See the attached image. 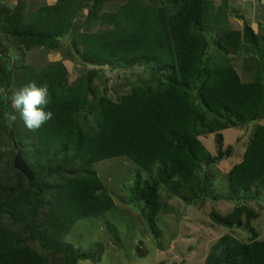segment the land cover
Wrapping results in <instances>:
<instances>
[{
    "label": "trees",
    "instance_id": "16d2710c",
    "mask_svg": "<svg viewBox=\"0 0 264 264\" xmlns=\"http://www.w3.org/2000/svg\"><path fill=\"white\" fill-rule=\"evenodd\" d=\"M85 1L55 0L37 6L27 20L12 16L9 18L12 34L24 49L33 46L54 49L59 36L68 29L70 20ZM107 1L110 0H91L87 9L86 20H96L98 25L108 27L78 34L82 58L98 64L128 58L154 60L168 69L167 77L154 80L151 88L131 85L116 101L99 96L86 103L83 80L68 84L62 62L46 63L38 72L25 66L23 85L31 81L47 84L50 102L46 110L53 113L51 120L31 131L39 152L38 160H50L51 150L58 148L81 164L125 155L147 172L158 159L175 162L189 172L209 156L196 137L201 114L187 88L196 90L208 112L232 118L230 123L236 124L235 119L241 121L247 114L259 113L264 101L261 70L250 81L242 82L225 55L206 57V40L201 31L207 21L206 13L213 7L212 0H165L158 5L127 0L112 11H102ZM219 5L224 15L226 0H219L215 13ZM260 25L264 29V19ZM259 36L243 24L241 31H223L218 44L236 53L241 43L255 45ZM85 103L94 112L90 125L78 117ZM216 127L217 124H212V129ZM255 180L264 181V123L255 127L240 161L227 170L228 185L233 192L248 190ZM133 182L143 202L157 208L155 181L148 180L141 185L136 171ZM27 184L33 189L23 224L28 239L60 254L64 264H73V255L67 246L44 241L37 235L34 221L42 204L43 189L33 177ZM54 186L50 223L54 227L60 224L65 231L74 223L76 226L79 219L97 216L112 205L106 194L97 201L90 199L92 191L103 193L104 190L103 182L94 172L58 181ZM242 213L246 221L258 216L246 208H235L228 216L237 217L234 222L239 223ZM210 215L216 222L229 224L227 218L221 219L214 212ZM249 230L248 242L226 235L211 249L212 255L221 264H264V237L257 239L253 228ZM18 238L0 220V264H44L43 257L34 249L16 244Z\"/></svg>",
    "mask_w": 264,
    "mask_h": 264
},
{
    "label": "rangeland",
    "instance_id": "374dc122",
    "mask_svg": "<svg viewBox=\"0 0 264 264\" xmlns=\"http://www.w3.org/2000/svg\"><path fill=\"white\" fill-rule=\"evenodd\" d=\"M54 1L0 0V86L6 89L9 97L0 96V220L18 234L15 243L34 249L43 257L44 264H64L60 254L41 247L26 235L23 224L33 189L13 167L15 153L31 168L33 178L42 184V204L34 221L37 235L44 241L67 246L73 255V264H221L211 249L222 237L228 235L239 242H248L251 227L257 239L263 238L264 181L255 180L248 190L233 192L228 185L227 170L240 161L255 127L264 123V114L261 113L264 101L259 113L247 114L241 121L235 119L237 123L231 124L232 118L229 120L224 115L211 114L199 101L196 90L187 88L201 114L197 120L200 131L196 137L209 156L189 172L164 159L154 162L152 170L147 172L125 155L81 164L73 155H64L58 148L51 150L50 160L40 162L35 139L18 113L13 127L7 126L3 116L6 111H14L10 96L24 86L25 66L38 72L46 63L62 62L68 84L83 80L86 103L99 96L116 101L128 92L131 85L151 88L154 80L167 77L168 69L154 60L128 58L98 64L82 58L81 46L77 44L78 34L84 30L108 27L98 25L96 20H86L91 0H86L72 17L68 29L59 36L56 48L33 46L24 49L12 34L9 18L19 16L27 20L37 6ZM125 1H107L101 10L112 11ZM136 1L152 5L165 2ZM212 2L218 4L219 0ZM206 16L207 21L201 31L206 40V57L225 55L242 82L250 81L260 68L264 89V34L259 36L255 45L241 43L238 52L232 53L218 44L221 33L227 31L226 25L221 23V6L217 7L216 13L212 7ZM257 32L262 34V29ZM86 103L78 117L82 123L90 125L94 112ZM212 124L218 127L212 129ZM136 171L141 185L148 180L155 181L157 208L145 204L140 193L133 188ZM92 172L99 176L104 190L103 193L92 191L90 199L97 201L106 194L112 205L97 216L79 219L76 226L74 223L66 231L60 224L57 227L51 225L54 184L71 177L91 175ZM235 208L249 209L258 216L246 221L242 213L238 217L239 223H235L237 217L228 216ZM211 212L221 219L227 218L229 224L214 221Z\"/></svg>",
    "mask_w": 264,
    "mask_h": 264
},
{
    "label": "clouds",
    "instance_id": "9594fccd",
    "mask_svg": "<svg viewBox=\"0 0 264 264\" xmlns=\"http://www.w3.org/2000/svg\"><path fill=\"white\" fill-rule=\"evenodd\" d=\"M0 96L9 98L8 92L2 86H0ZM49 102L47 84L38 85L35 81H31L19 90L12 92L10 103L14 111H6L3 116L4 121L9 128L13 127L17 121L16 113H18L24 126L29 131H36L52 119L53 113L46 110Z\"/></svg>",
    "mask_w": 264,
    "mask_h": 264
},
{
    "label": "crops",
    "instance_id": "0c3cea01",
    "mask_svg": "<svg viewBox=\"0 0 264 264\" xmlns=\"http://www.w3.org/2000/svg\"><path fill=\"white\" fill-rule=\"evenodd\" d=\"M213 4V9L218 4ZM226 11L221 17V23L226 25L227 29L240 30L243 24H247L253 32L259 34L257 31L261 27L260 23L264 19V0H226ZM256 219V218H255Z\"/></svg>",
    "mask_w": 264,
    "mask_h": 264
},
{
    "label": "water",
    "instance_id": "95a60500",
    "mask_svg": "<svg viewBox=\"0 0 264 264\" xmlns=\"http://www.w3.org/2000/svg\"><path fill=\"white\" fill-rule=\"evenodd\" d=\"M12 165L17 171H19L26 178V180L32 179L33 177L32 171L18 153L14 154L12 159Z\"/></svg>",
    "mask_w": 264,
    "mask_h": 264
}]
</instances>
